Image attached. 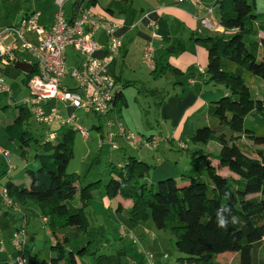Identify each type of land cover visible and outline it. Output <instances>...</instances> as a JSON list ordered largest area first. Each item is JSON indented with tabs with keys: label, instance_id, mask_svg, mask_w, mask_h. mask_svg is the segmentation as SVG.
Wrapping results in <instances>:
<instances>
[{
	"label": "trees",
	"instance_id": "trees-1",
	"mask_svg": "<svg viewBox=\"0 0 264 264\" xmlns=\"http://www.w3.org/2000/svg\"><path fill=\"white\" fill-rule=\"evenodd\" d=\"M115 5L111 3L106 11ZM215 6L223 33L196 42L206 50V83L221 86L224 94L196 117L189 143L206 146L214 142L220 147L218 154L195 152L189 167L180 173L183 186L174 178L148 182L150 166L130 157L122 168L112 167L105 188L109 199L131 200L132 222L149 216L158 230L167 231L186 264H220L216 259L225 253L236 254L238 264H264V102L255 98L248 86L252 78L264 84V11L256 10L254 0H217ZM166 69L174 76L182 74L176 68ZM34 73L33 68L31 74L24 75L25 85ZM117 92L114 106L119 113L126 101L121 89ZM31 120L30 111L18 106L12 123L4 129L22 156L34 147L41 150L34 156L39 168L26 171L28 186L10 181L5 185L10 200H31L38 206L53 238L49 254H29L27 261L77 264L90 244L85 208L92 190L102 182L80 187L79 178L67 174L74 131L62 132L58 142L39 141L23 128ZM240 137L256 147L252 154L236 143ZM212 161L234 177L220 176ZM75 197L77 207L70 204Z\"/></svg>",
	"mask_w": 264,
	"mask_h": 264
},
{
	"label": "rangeland",
	"instance_id": "rangeland-1",
	"mask_svg": "<svg viewBox=\"0 0 264 264\" xmlns=\"http://www.w3.org/2000/svg\"><path fill=\"white\" fill-rule=\"evenodd\" d=\"M17 2L20 3H15L16 6L12 8L15 11L13 17H16L17 10L19 11L21 7L20 9L22 11L27 10L28 13L33 11L39 13L40 24L46 26L50 25L52 15L58 9L56 5L54 6V0H18ZM72 2H66L63 5V12L65 14L70 13ZM256 2L259 9H264V0H256ZM102 13L104 12L102 11ZM206 35L205 39L220 36V34L213 32H208ZM200 46L205 50L202 45ZM28 55L27 53L24 54L28 59L27 61L32 64L33 57ZM18 56H20V58L23 57L17 53V58ZM65 57L68 70L77 67L82 59L80 54L76 53L71 48L66 49ZM0 68H3V66ZM144 68L145 67H141L140 70L135 72L138 75L136 79L139 83L134 87L131 86L130 89L125 92L128 100V107L121 110L125 116L124 121L126 120V124L135 125L130 128L132 133H142L145 136L152 134L155 137H157L158 134L165 135L164 133L170 131V129H165V125L170 126V123L164 117L174 116V109L177 107L179 109V114L176 116L177 121L175 122H180L182 124L177 132L178 141L174 140L172 144L166 143L163 136L161 140H164L165 144L170 145V147L168 149L159 147L157 153H151L149 161L146 162L150 166L147 179H151V181H153L152 183L155 184L168 178L180 176V173L177 174L176 168H174V163H176L179 168L182 165L187 168L189 167V159L190 161L194 159L192 155H195V152L191 151L187 154L185 151L181 150L183 147L179 149L177 146L179 141L180 143L187 141V137L192 131L189 126H192V129L194 128L196 117L206 110L210 103L208 104L206 100L205 102H200L195 108L194 104L190 103V105H186L181 101L176 105L175 102L178 103L180 99V91L178 92L172 88V86H174L173 79H160L162 75L159 73L156 77L157 81L154 82V79L147 77L148 73ZM24 75L25 74L15 69L14 65L7 66L3 70L0 69V76L3 78L4 83L10 88V96H8V93H0V149L10 154V164L15 167L10 174H6L8 165L5 161V164L3 163L1 160L2 157L0 156V189L2 187L5 188L8 179L17 185L23 184L27 186L28 179L25 171H35L39 168L38 161L34 159L35 154L41 153L39 148L34 147L28 149L24 156H22L18 144L7 140L2 133L3 125L13 120L18 106H24L23 99L28 96L27 86L23 82ZM170 75L172 76V74ZM158 76H160V78ZM168 79L170 81H167ZM175 80L177 81V79ZM64 83L72 84L68 82V79H66ZM248 86L253 96L264 102V84L259 79L252 78L249 80ZM149 87H159V89L150 94L147 93ZM127 88H124V90ZM208 90L209 92L202 93L199 99H207V95L214 93V99L212 101H216L224 94V89L221 86H215V88L210 87ZM134 98H137L138 101H135ZM163 100L164 102L170 101V105L165 107L161 112L159 108ZM78 114L82 118L83 126L89 132V139L84 140L79 133L75 134L73 156L68 163L66 172L67 174H72L75 178H79L80 187H85L87 184L99 180L102 184L100 187L92 190V199L85 208L87 218L86 235L87 241H89L90 244L88 253L84 257L79 258L77 264H186L184 260L179 259L185 257L176 251L173 238L167 231L158 230L154 227L149 216L147 220L134 223L130 219L129 211L124 210L122 212H116L109 208V211L107 210L108 202L114 203L115 207L117 206L116 201L108 198L105 188V184L112 177V167L118 169L117 165L120 164L123 159H127L128 155L135 158L137 153L125 147L126 153L128 154L126 157H123L120 151H115L111 146L106 144L105 139H103V144L99 147V136L101 133L95 128L101 127L104 132L108 129V125L106 126L108 122H111L112 125L115 126L116 122L113 121L114 114L111 113L109 116H103L99 119L92 114L81 112H78ZM115 115L118 116L117 114ZM119 122L123 124L122 119L117 123ZM175 126H177V124L174 125V127ZM23 128L27 130L33 138L39 141L45 139L46 133L54 132L56 134L54 142L60 141L62 132L69 129L59 124H53L52 126L40 125L33 120H31L28 125H24ZM235 140L243 152L252 154V150L256 149L252 142L245 137H240ZM114 143L119 147L120 144L119 142L117 143L115 139ZM184 145L185 144H183V146ZM192 145L194 146V144L188 143L190 149L193 148ZM196 147L201 151L200 153H208L209 151L213 157L216 155V148L220 149L214 142H211L207 147L204 145H197ZM139 149L146 154L147 151H145V147L142 146ZM170 153L173 154L169 156ZM157 159H159V162H157ZM216 168L220 176L225 178L232 177L227 169L219 167L218 163ZM155 169L156 172L153 176L152 173ZM149 174L151 178H149ZM179 176L176 180L178 184L180 183ZM29 202L26 212L23 210L20 211L18 208L16 210L19 215L22 212L26 213L29 217V221L26 222L22 217L20 221L19 215L17 214H14L13 221L14 224L18 225V229L21 227L25 228L23 243L24 248L27 246V253H37L42 257L50 253L52 241H48L47 238L44 237V233L48 231V227L42 221L38 206L31 200ZM12 203L13 206L10 208L4 206L0 196V212L2 213L6 208L13 209L14 206L17 205V202L12 201ZM70 204L76 207L79 206L78 198L75 197ZM14 224H11L7 219H0V240L5 250L3 252L0 251V260L2 261H0V264L3 263V257L10 250V247L12 248L11 244L9 245L10 240H8V236L14 232ZM121 228L124 231L123 237H120ZM129 235H131V239ZM231 254L232 253L222 254L216 261L220 264H238V257H233ZM144 255H148V257L144 258Z\"/></svg>",
	"mask_w": 264,
	"mask_h": 264
},
{
	"label": "built area",
	"instance_id": "built-area-1",
	"mask_svg": "<svg viewBox=\"0 0 264 264\" xmlns=\"http://www.w3.org/2000/svg\"><path fill=\"white\" fill-rule=\"evenodd\" d=\"M3 1L15 0H0V2ZM66 1L56 0L58 9L54 14L53 24L49 28L38 24V14L34 12L25 14L12 26L0 28V66L14 65L16 50L30 54L35 61V73L28 80L26 85L28 96L23 99V103L30 111L34 122L46 126L59 124L79 133L84 140H88L89 132L77 114L78 112L92 114L99 119L108 116L114 110L118 87L107 69L120 51L121 38L116 35L117 24L86 7L78 6L75 10L76 14L67 17L63 12V4ZM183 2H189L197 9H203L202 0H170L174 6ZM207 14H212V9H209ZM201 24L206 29H213L206 18L201 20ZM148 27L151 34L143 48L142 60L148 68L154 70V42L161 41L162 37L155 23L150 22ZM99 32L105 37L103 47L99 46L95 40ZM67 48H71L82 57L78 66L70 70L66 66ZM101 50L105 52V55L101 58L96 57ZM66 79L72 84L64 83ZM0 92L8 93L10 96V88L1 77ZM107 125L109 128L113 126L110 122ZM116 136L123 139L133 150L140 146L150 150L160 142L157 137H152L150 140L143 139L140 135L126 131L118 125L116 134L108 132L104 138L106 144L113 150L118 149L114 143ZM55 137L54 132L45 134V138L49 141H54ZM103 141L99 142V147ZM0 156L8 165L6 174H10L15 169L10 164V154L0 149ZM0 196L4 206L9 208L13 206L3 187L0 189ZM42 221L45 225L47 224L46 219ZM120 236H124L122 228ZM24 237V227L12 234L10 244L13 253L6 264H28L24 254ZM129 238H132L131 235ZM0 249H3L1 242ZM146 257L148 255H144V258Z\"/></svg>",
	"mask_w": 264,
	"mask_h": 264
},
{
	"label": "crops",
	"instance_id": "crops-1",
	"mask_svg": "<svg viewBox=\"0 0 264 264\" xmlns=\"http://www.w3.org/2000/svg\"><path fill=\"white\" fill-rule=\"evenodd\" d=\"M17 1H3L0 3V28L12 26L15 23H17L20 20V18H22L25 14H30L34 12L33 11V12L28 13L27 10L22 11L20 7L19 11L17 10L16 17H13L15 11L12 8L16 6L15 3H20ZM90 1H93V5L88 4ZM216 1L217 0H202L203 9L202 8L197 9L189 2H183L179 5L174 6L170 3V0H67L66 2H72V4L70 6L71 7L70 13L65 14V15L67 17H71L73 16V14L75 15L76 8L78 6H82V7H86L90 9L95 14H99L103 16L108 21L118 25L116 35L119 38H121V48H120L118 55L109 64L107 71H108V74L115 79L118 90L121 89V92L126 101L125 108L128 107V100H127L125 92H127L131 86L134 87L135 85L139 83V81L136 79L138 75L135 72L137 70H140L141 67H145L144 69H146L148 73L147 77H149L150 79L151 78L154 79L153 80L154 82L157 81L156 77H157V74L159 73L160 75H162L161 78L160 76H158L160 79L162 78H170V80L173 79L174 86H172V88L174 90H177L178 92L180 91V99L178 100V103L175 102L176 105L180 103L179 101H181L183 104H186V105H190V103H192L194 104V108H195V106L198 105L200 102H205L207 100V103L209 104L214 99V93L207 95L208 96L207 99L206 98L199 99L202 93L209 92L208 89H210V87L215 88V86L212 84L206 83L207 82V77L205 75L206 52L196 42V39L205 38L208 32H213V33H217L220 35L223 33V29L219 25V16L217 12V7L215 6ZM254 2H255L256 10L259 12H263L264 9H259L256 0H254ZM111 3H115L116 5L112 8V11L108 12L106 11V8ZM55 5H56V0H54V6ZM209 9H212V14H207V11ZM102 11L104 13H102ZM37 14H38L37 22L41 27L49 28L52 26L53 21H54V14L52 15V21L50 25L48 26L40 24L39 22L40 15L39 13ZM204 18L210 21L211 25L213 26V29H206L202 26L201 20ZM150 22L155 23V25L158 28L159 34L162 36L161 41L154 42V48H155V53L153 57L154 70H151L150 68H148L143 63V60H142L143 48L150 39L151 31L148 27V24ZM262 36L264 37V35ZM95 40L99 46L101 47L104 46L105 37L103 33L99 32L95 36ZM17 53H19V55L23 57L20 58V56H18L17 58ZM25 53L26 52L22 50H16L14 52L15 63L19 62V63L29 64L30 70L32 72V69L33 68L35 69L34 58L31 64L29 61H27L28 60L27 57L24 56ZM104 55H105V52L101 50L96 54V57L101 58ZM28 56L32 57L31 55H28ZM5 67L7 66H3V68H0V69L3 70ZM166 67L179 69L182 71V74H179L178 77H174L173 75L171 76L170 75L171 73L167 71ZM201 71L203 73H201ZM175 79H177V81ZM170 80L168 79L167 81H170ZM65 81L66 80H64V82ZM124 88H127V89L124 90ZM158 89L159 87H149L147 89V93L152 94ZM0 93H3V92H0ZM134 99L135 101H138L137 98H134ZM50 104L53 105L52 103ZM169 105H170V101L164 102L163 100L160 103V108H159L160 111L162 112V110ZM174 110H175L174 116L164 117L170 123V126L165 125V129H170V131H167L166 133H164L165 135L158 134L157 138L160 139V142H158L150 150L145 148V151H147L146 154H144L139 149L142 146H140L136 150H133L132 148L128 146L126 142L123 141V139L117 136L114 139L117 141V143L119 142L120 145L119 147H117L118 149L115 151H120V154H122L123 157H126L128 153H126L125 147H127L137 153L135 157L136 159L146 163L149 161L150 154L151 153L156 154L159 147H162V149H168L170 145L165 144L164 140L163 141L161 140L163 139L162 137L164 136L166 143L172 144L174 140L178 141L177 132H178V129L182 126L180 122H175L177 121L176 116L179 114L178 107L175 108ZM117 113L118 111L114 106V110L112 111V114H114L113 121L116 122L115 126L113 125L112 127L109 128L106 124L108 129H106L104 132L102 131L101 127L95 128L99 133H101L99 136L100 141L106 137L108 132H112L113 134H116L118 125H121L127 131L132 132L130 128H132L135 125H132V124L127 125L126 120L124 121L125 116L123 115V112L119 111L118 113L119 118L118 116L115 115ZM77 115L80 117V120L82 122L81 116L79 114ZM120 119L123 120V124L121 122L117 123ZM12 121L3 125L2 133L7 140H9V138L5 134L4 129L6 126L10 125ZM176 124L177 126L174 127V125ZM189 128L190 130H193L192 126L191 127L189 126ZM191 132L187 137V141L183 143H180L179 141V144L177 146V148L181 149V147H183V144H185L184 148L181 150L185 151L187 154H189L191 151L192 152L200 151L197 149L196 147L197 145H194V146L192 145L193 148L191 149L188 147L189 137L191 135ZM138 134L143 139H149L154 136L152 134L148 136H145L142 133H138ZM9 141L13 142L11 140ZM208 145H206L205 147H207ZM218 152H219V149L216 148V155L218 154ZM172 154L173 153H170L169 156H171ZM208 154L213 156L209 151H208ZM130 157L132 156L128 155V158ZM1 160L4 163V160L2 158ZM124 161L125 159H123V161L120 164H118L117 167L122 168V166L124 165ZM157 162H159V159H157ZM189 163H190V159H189ZM174 164H175L174 168H176L177 174L187 169V167H184L183 165L179 168L176 163ZM212 165L213 167H215L216 172H217V168H216L217 161H212ZM155 172H156V169L152 173L153 176L155 175ZM149 176H150L149 178H151L150 174ZM178 176L174 177V179L177 180ZM231 176L234 177L233 175ZM8 181L10 180L8 179ZM147 181L153 182L151 181V179H147ZM10 182L13 183L14 185H17L16 183L12 181ZM178 185L183 186L186 184L180 181ZM113 200L117 202V206L115 207L114 203L112 204L108 202L107 203L108 211L109 209H113L116 212H122L124 210L129 211L132 207V202L129 199L123 200L120 197H116ZM29 201L30 200L26 201L25 203H17V205L14 206L13 209L6 208L2 213L0 212V219L1 218L7 219L9 220L11 224H14V221H13L14 214L19 215L16 211L17 208L20 211L23 210L26 212L28 204L30 203ZM21 217L22 219H25L26 222L29 221V217L26 213L22 212L19 215L20 221H21ZM14 227H15L14 229V232H15L18 229V225L14 224ZM12 234L8 236V240H10ZM0 235H1V228H0ZM44 237H46L48 241H52L51 244H53V238L49 232V229L47 232L44 233ZM153 238H156V237H153ZM173 242H174V239H173ZM9 245H10V242H9ZM0 251L3 252L5 250L3 248V249H0ZM12 253H13L12 248L10 247V250L3 257L4 264L7 263L8 258ZM24 254L26 256L30 254V253H27V246H25L24 248ZM231 255L237 258L236 254H231ZM179 259L182 260L183 258H179Z\"/></svg>",
	"mask_w": 264,
	"mask_h": 264
},
{
	"label": "water",
	"instance_id": "water-1",
	"mask_svg": "<svg viewBox=\"0 0 264 264\" xmlns=\"http://www.w3.org/2000/svg\"><path fill=\"white\" fill-rule=\"evenodd\" d=\"M14 68L19 70L20 72H22L25 75L30 74V72H31L30 65L25 64V63L16 62L14 65Z\"/></svg>",
	"mask_w": 264,
	"mask_h": 264
},
{
	"label": "clouds",
	"instance_id": "clouds-1",
	"mask_svg": "<svg viewBox=\"0 0 264 264\" xmlns=\"http://www.w3.org/2000/svg\"><path fill=\"white\" fill-rule=\"evenodd\" d=\"M220 223H221V225H222V224L224 223V221H223V220H221V221H220Z\"/></svg>",
	"mask_w": 264,
	"mask_h": 264
}]
</instances>
